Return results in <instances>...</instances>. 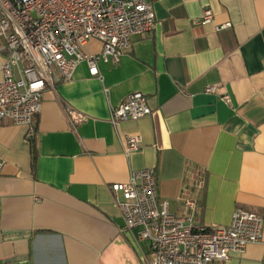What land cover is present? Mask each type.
Instances as JSON below:
<instances>
[{
    "label": "crops",
    "instance_id": "1",
    "mask_svg": "<svg viewBox=\"0 0 264 264\" xmlns=\"http://www.w3.org/2000/svg\"><path fill=\"white\" fill-rule=\"evenodd\" d=\"M148 1L153 30L118 64L98 62L101 79L82 62L47 88L31 138L26 125L0 124V264H145L110 185L147 167L176 215L192 213L190 198L199 223L228 224L236 207L264 219V0ZM205 7L213 19L201 24ZM131 92L151 113L111 124ZM65 107L87 115L75 130ZM125 135L141 139L129 155ZM224 264H264V227Z\"/></svg>",
    "mask_w": 264,
    "mask_h": 264
},
{
    "label": "built area",
    "instance_id": "2",
    "mask_svg": "<svg viewBox=\"0 0 264 264\" xmlns=\"http://www.w3.org/2000/svg\"><path fill=\"white\" fill-rule=\"evenodd\" d=\"M212 19V10L205 7L196 21ZM154 25L148 0H0V124L26 125L31 138L47 88L71 79L82 62L90 76L101 79L98 62L118 64L133 36L149 34ZM90 38L101 43L99 52L87 49ZM221 98L230 102L227 94ZM64 112L73 130L87 118L71 107ZM150 113L147 96L131 92L110 109L109 122L116 125ZM124 142L126 155L142 145L138 135H125ZM3 165L0 160V172ZM110 189L124 228L136 243L146 244L145 264H224L248 244L263 241V216L242 207L233 210L228 224L197 222L196 201L190 198L184 206L191 214L171 212L159 195L154 167L132 171L126 182L112 183Z\"/></svg>",
    "mask_w": 264,
    "mask_h": 264
}]
</instances>
